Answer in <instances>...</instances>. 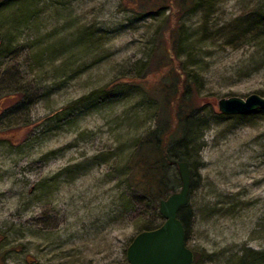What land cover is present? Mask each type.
Instances as JSON below:
<instances>
[{
	"label": "rangeland",
	"instance_id": "374dc122",
	"mask_svg": "<svg viewBox=\"0 0 264 264\" xmlns=\"http://www.w3.org/2000/svg\"><path fill=\"white\" fill-rule=\"evenodd\" d=\"M23 3L13 11L25 9V26L11 35L12 10L0 14V264H128L156 212L128 185L129 163L161 123L178 128L162 106L169 86L195 130L183 142L186 247L197 264H264V114L221 118L216 107L264 97V0H203L183 13L168 0L142 16L133 0ZM173 31L174 64L191 84L159 60ZM168 176L178 192L174 166Z\"/></svg>",
	"mask_w": 264,
	"mask_h": 264
},
{
	"label": "trees",
	"instance_id": "16d2710c",
	"mask_svg": "<svg viewBox=\"0 0 264 264\" xmlns=\"http://www.w3.org/2000/svg\"><path fill=\"white\" fill-rule=\"evenodd\" d=\"M23 1L25 0H0V14H2L3 12L12 10L10 15H13V17H11V22H10L9 28L7 29L8 32L6 31V33L8 34H10L9 30H11L12 34L15 33L12 28L15 29L17 27L25 26L23 24L26 20V15H27V13L25 12V9L23 8L22 15L13 11L14 8L17 7L19 4L24 5ZM133 1L134 3H136V7L129 9V11H132L134 14L141 15V16L149 15L151 13L156 14L158 11L163 10L168 3V0H161L160 2L155 1L153 4L155 7H153V9L146 8L147 10H144V9L140 10V6L142 5L141 3L142 0H138V1L133 0ZM147 1L153 2V0H146V2ZM202 1L203 0H169V4L170 5L175 4L178 9H182V13H183V12H186L189 8H191L194 4L196 6H200L202 4L201 3ZM262 19L264 20V14H262ZM256 24L258 25V23ZM178 30H180V28ZM250 33L253 34L254 31L250 30L247 33V35H250ZM177 34H178L177 31H173L172 33H170L172 37L171 43L173 44V46L171 48H165L164 46L163 49L161 50L159 60L166 61L165 64L169 68L168 75H173V78L171 77V79L173 80L180 79L182 82L185 81V83L187 82V84H191V82H189L190 81L189 78H185L184 74L179 72V70L176 69V64H174V58L176 56L175 44H176ZM230 34H231V31H230ZM1 44L2 43H0V46ZM171 49H173V51ZM145 76L146 75L143 73L140 76L139 81L142 82V80H145L144 78ZM169 80L170 78L168 79V81ZM174 87L176 88V85ZM165 90L166 91L163 96L164 100L162 101L163 109L164 111H167V112L168 111L171 112V109L174 111L176 110L174 114L177 113L176 118H177V121H180V124L178 128H174L175 127L174 126L168 129V128H165V126H163V124L161 123V126H158L154 130L146 134V137L141 141V144L138 147L137 151H135L133 155L131 156L129 166L132 171L130 174H128L127 179H126L128 185L133 189L134 192H136L140 196L142 200H144V202L146 201L149 205L156 206V212L153 215L154 220L147 221L146 223H144V225L141 228V232L154 230L162 224L161 223V224L154 225L153 222L163 220V218L159 215V212L157 209L159 206V202L161 200H165L170 195L174 194V193H171V192H174L175 187L170 186L169 176H168L169 170L172 166H174L177 170L175 162H186L189 165L188 154H186L187 144L184 145L183 142H185L184 140L188 139L190 134H191V137H193V135L195 134V130L192 131L190 129L189 130L186 129L187 128L186 121H188L189 117L187 115H184V113L182 112L183 109H182V103H181L182 100H180L181 98L180 97L176 98V95L173 92L171 93V86L166 87ZM166 92L168 94H166ZM93 95L94 94H92L89 99H91ZM175 104H177L178 106H176ZM174 106H176L178 109L175 108ZM253 114H264V112L257 111ZM218 116L221 118H224V116L219 113H218ZM184 117L186 121H182ZM225 117H233V116H225ZM170 119H172V117ZM173 119L175 121L174 120L172 121L176 122L175 116L173 117ZM174 139H177V141H180L179 147L170 146L171 145L170 143ZM192 139L193 138L189 139L191 144H188V145H190V147H192L193 145L192 143L195 141V140L192 141ZM192 175L193 174L191 172L189 199L192 193ZM179 182H180V179H179ZM180 186H181V183H180ZM188 206H189V203L185 207L181 208L178 212V218L181 221L183 228L185 230V241H186L187 234H188V227H187ZM193 255H194L193 264H197L198 260L194 252H193ZM260 259L262 258L257 257L254 260V262ZM237 264H246L244 257L240 258L237 261Z\"/></svg>",
	"mask_w": 264,
	"mask_h": 264
},
{
	"label": "water",
	"instance_id": "95a60500",
	"mask_svg": "<svg viewBox=\"0 0 264 264\" xmlns=\"http://www.w3.org/2000/svg\"><path fill=\"white\" fill-rule=\"evenodd\" d=\"M219 114L245 116L264 112V97L251 94L246 98L229 97L216 101ZM172 162V161H170ZM180 190L161 200L159 215L164 222L156 229L137 234L126 250L128 264H193V252L186 247L185 230L178 212L189 203L191 170L186 162H175Z\"/></svg>",
	"mask_w": 264,
	"mask_h": 264
}]
</instances>
